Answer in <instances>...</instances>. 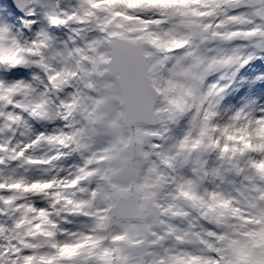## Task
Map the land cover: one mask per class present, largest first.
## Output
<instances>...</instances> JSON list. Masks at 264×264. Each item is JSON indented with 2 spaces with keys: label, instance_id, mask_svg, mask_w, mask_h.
I'll list each match as a JSON object with an SVG mask.
<instances>
[{
  "label": "bare ground",
  "instance_id": "obj_1",
  "mask_svg": "<svg viewBox=\"0 0 264 264\" xmlns=\"http://www.w3.org/2000/svg\"><path fill=\"white\" fill-rule=\"evenodd\" d=\"M46 1L48 2V0H45V2ZM118 1L123 2L126 6L130 7L131 9H139V6H143V2L140 0H118ZM194 1H196V0H194ZM169 2L173 3V0H169ZM204 4L208 5L210 3L205 2ZM211 8H212V10H217V11L224 10L218 2H213ZM46 9L47 10L49 9V6L47 4H46ZM86 11L87 10H85V12ZM209 12H210V10H207V9H203L199 13L197 12L198 13L197 22L199 21V24L201 26L204 23V19L206 17L210 16ZM175 13L177 14V12H175ZM176 23H178V20H176L173 23V25H176ZM120 24L122 25L121 28H126L127 25H129V24H125V23L122 24L120 22H116V26H119ZM156 25H157V23H156ZM135 26L137 27L138 24L136 23ZM180 27L183 28L185 26H180ZM176 28H178V27L176 26ZM176 28H170L168 30V34H164V32L162 34H156L157 41H160L158 43L161 46H163L162 44L165 41V38L170 37L172 35L178 36L179 35L178 32L175 31ZM255 31H259V30H256V28L254 27L253 32H255ZM261 32H264V31H261ZM111 33L112 34L108 35V42L113 40L115 37L125 38L126 40H130L132 42H134V41L141 42L143 44L142 52L144 53V55L146 57L154 56L155 59L157 58L156 57L157 56L156 51L152 50L146 43H144V40L138 39V37L140 36V30H138L137 33H135L134 30L129 31L128 32L130 34L129 36L122 34L120 32V30L116 29V28L111 30ZM182 34L184 36L180 39V43H184V44L186 43L188 46H190L191 43L188 42L187 35L183 32H182ZM0 39L7 40V37L0 36ZM7 49H8L7 45L0 44V50L7 51ZM165 49L166 48H164V50ZM232 49H233V53L234 52L238 53V51H239L238 47H233ZM195 50H197V49H195ZM189 52H192L191 48H190ZM222 53L226 56H229V55H231V50H222ZM192 57H194L195 63H199L200 56H198L197 53H193ZM107 59H108V53H105L102 56V60L99 64L100 70L103 69L104 72H106ZM233 61H234V59H232L231 56H229L227 58V62L229 64H231ZM217 62H219V61H217ZM67 64L68 65L73 64V60L69 56H67ZM180 66H181V64H179V62H178L176 64V67L180 69ZM202 72H203V70H201V69L198 70L197 68L185 70V72L183 73V76H185V79H182L179 77L176 79L178 87H179V90L176 91L177 101H178V99H180L182 97V94L184 95L183 100L185 102L187 101L188 103L194 102V101H196V103H197L198 98H202V96H200L199 92L197 91V82H198V80L202 79V75H201V74H203ZM147 73H148L147 76H148L149 84L151 85L152 88L155 85V88H153V89H154V92H157L158 88L156 86V75L153 72L152 66L148 67ZM105 76L108 77L106 73H105ZM83 78H84L85 82L89 81L84 76H83ZM111 80L112 79H110L108 82L114 88L113 81H111ZM7 84H9V83L0 81V99H4L5 97L9 96V89H8ZM113 90L114 91H112V89H111L110 94L117 97V93H116L115 89H113ZM169 97L171 98V95H169ZM166 98H167V95L165 92H163L161 97L155 103V106L153 108L154 114L158 117V119H161V122L163 124H165L164 118L171 117L173 112L178 113L181 110V109H179V107H180L179 105H176V106L173 105V106L169 107L167 101H165V102L163 101ZM170 98H168V99H170ZM210 98L211 97H208L207 99H210ZM116 104L117 103L115 102L114 113L112 114L111 118L108 120L109 124L114 122L116 115L118 118L121 116V111L117 109ZM77 107H79L80 109L82 108V106L80 104ZM249 107L244 105V107H242V110L245 109L244 111H247L248 116H250V118H251V123L249 125H247L245 123V120H243L241 118V116H238L236 118V125H232V124L230 125V127L228 128V131L226 132L227 138L222 142L223 145H220V150H222L223 148H225V150H227V148L231 146V149H232V152H230L231 156L236 155L237 152H235V148H237L241 144L245 143V139L240 136V133H239L240 129L241 130L247 129L248 131H251L254 141L257 142L259 140L260 132L258 130V126H259V124H263V123H262V120L250 110ZM97 114H100V110L98 113H96V115ZM94 115H95L94 113L89 115L90 116L89 119L91 122H94V119H93ZM96 120H99V118H96ZM204 120L206 121L205 123L202 122L203 120H193L192 125L195 128L194 131H199L202 129V127H204V126L207 127L209 125V121H208L209 115H208L207 119L204 118ZM143 126L144 125L137 123L133 126V129L138 134H142L143 132H145L146 134H149V135H152L153 133L155 134L159 131L158 124L147 126V128H146V126H144V127ZM247 130H246V132H247ZM29 131H30V129L27 126H22L21 132L19 134L20 138H18V136H17V140L10 146V148L11 149L15 148L18 144V141L21 142L23 140V137L25 136V134H27ZM263 132H264V128H263ZM219 134L223 135V133H221V131ZM203 135H205V136H203L201 141H203V150H206V148L209 146V142H210V145L213 142H211L210 138L207 136V131H206V134L204 133ZM121 137L124 139V142H125L126 136L121 135ZM190 145L191 146L194 145V142L192 140H190ZM259 151H260V153L258 155L257 162H258L259 166H262L264 164V148H261V146H260ZM122 157H124V156H121L120 148L117 147L116 150L113 152L112 157H109L108 159L109 160L110 159H119ZM173 160H175V158H172L171 156L168 157V162H170V161L174 162ZM168 162H166V164ZM131 165H133V163H131V164L127 163L128 167H130ZM108 168H109V171L111 172V174H110V176L106 174V181L109 182L110 186L112 187V191L109 192L107 195L106 204L108 207L113 205L114 201L116 200V198L119 195H126V194H130V193L133 194L135 196V198H137L136 200L140 205H142L143 203L148 204L149 201H151V200L154 201V199H157L158 197L160 198V196H161V195H158L160 188L156 184L159 183V181H160V184L162 185L163 181H167L168 179H170L169 176L167 177L166 173H163L160 170H157L156 168L152 167L151 168V171L153 173L152 175L147 176V175L143 174V175H141L142 177L139 181H135L132 184H130L129 182L131 179H128V177H130L131 173L128 172L127 177L124 179L123 182H121L117 179V176L121 175V171L119 170L117 163L115 165H112V163L108 164ZM215 170H216L215 165H213L212 171L214 172ZM177 172L178 171H175L174 175H170L171 178H173V180H174V189L177 190L180 193V197L187 202L189 209L184 207L183 205L177 203V205L175 207H172L170 204H168L166 210L169 212L176 211L177 213H180L181 215H183L185 218H189L190 215H192L191 212H193V215H194L195 210L202 209V206L205 205V203L207 202V199H203V198L199 199V194H200L199 191H201V188H198V186L195 184V181H192V179L188 176V174H186V173L183 174L181 172H179L177 174ZM244 174L247 175V172H244ZM8 175L12 176L16 180H22V179L25 180L28 176H32L30 174V171L24 170L22 172H19V171L13 170V169H11V171L8 172ZM34 177H36V176H34ZM157 177H158V180H157ZM252 184H253V186H258L254 181H252ZM174 192H175L174 190L170 191V193L167 196L170 198ZM242 196L245 197V200L243 201L244 203H240L237 200V198H235L233 196V194L231 192H229L228 189H223V188L217 186V184L215 183V181H213V178H212L211 188H210L208 199H210L211 202L213 203V205L211 206L213 213L214 212H217V213L221 212L223 214L222 210H220L219 202H220V200H223L222 198H224V200H231V202H228V204H226L225 209L229 213H230V210H232L233 215H234V218H232V216H230V219L226 215L219 216L217 222L222 224L221 231L223 230L224 224H226V222H233V221H235L236 223L233 224L232 227H238L239 231L247 230L248 228H253L251 225H248L249 220L246 222H243V221H245L247 218H250V217H256L257 215L260 216L262 224L264 226V206L258 205L257 211L247 212L246 202L250 201L249 192L244 191L242 193ZM79 202L81 204V207L85 206L84 201L80 200ZM212 210H210V212H212ZM147 211H148V213H147V215H146L147 217L145 219H143L144 215H142L141 218H139V220L140 219L142 220L140 223H138V219L114 220L113 221V222H115V227L113 228V233L119 235L123 241L130 243L129 248H124V245H122V243L118 244L116 242H113L114 254L116 257V261L113 262V264H155L153 261L152 255L158 254V251L157 250H156L157 252L154 251V248L148 246L147 243L150 241L151 235H153V234L155 235L159 231L157 230L156 226L151 222V220L148 217V215L152 213V210L151 209L149 210V208H148ZM96 220L98 222L101 221L100 219H97V218H96ZM167 225L169 227H173L174 228V229H172L173 231H175V229L178 232L180 231L173 224L167 223ZM140 227H143L144 230H146V234L143 237L141 236V233H140ZM79 236H81V233L73 232V234L69 238H67V240L70 242V245H71L70 250L67 249L62 254V258L59 259L60 264H92L90 262H84L81 259L80 253L83 249H85L83 246H75V247L73 246L76 242L80 241L78 239ZM180 239H181V241H185L186 239L191 240L185 234H180ZM247 239L250 240L251 245L253 244V246L251 247L253 249V251L251 253H248L247 249L242 247L243 238H242V240H241V238L233 239V241L231 242V244L229 246L228 252H224V254H223L228 258L226 261V264H264V231L260 232L257 236H250ZM84 240L86 243H89V242H91L92 238H86L85 237ZM132 243L134 244L133 246L131 245ZM21 245H23V244H21ZM98 246L101 247V244H98ZM21 247H23V246H21ZM172 247H173L172 242L169 241L167 246H166V250H164L163 253L158 254L159 256L164 258L165 264H170L169 262H171L170 252H171ZM33 254L38 255L39 253L33 252ZM189 254H190V256H194V250L190 246L188 248H186V251H184L181 254V264H193L191 261H189V262L186 261V258L188 257ZM95 255L101 256L100 250L95 252ZM65 257H71L72 259H71V261H66L64 259ZM105 257L107 258V255H105ZM51 259L53 260V257Z\"/></svg>",
  "mask_w": 264,
  "mask_h": 264
},
{
  "label": "rangeland",
  "instance_id": "obj_2",
  "mask_svg": "<svg viewBox=\"0 0 264 264\" xmlns=\"http://www.w3.org/2000/svg\"><path fill=\"white\" fill-rule=\"evenodd\" d=\"M152 1H155V0H152ZM95 2H98V0H96ZM100 2V1H99ZM164 4V3H163ZM145 5L146 6H148V3H145ZM162 8H164V5L163 6H161V9ZM165 34H167V31H165L164 32ZM153 34V33H152ZM153 36V35H152ZM171 37V36H170ZM170 37H167V38H165V41L163 42V46H164V48H168V46H170L171 44H173L175 41H176V39H174V38H170ZM155 38V37H154ZM157 38V37H156ZM155 38V39H156ZM157 40V39H156ZM160 42V41H159ZM157 44H158V41H157ZM161 46V45H160ZM174 68H175V66H174ZM180 74L178 73V71H176L175 69H172V72L168 75V79H167V83H166V85H165V87H164V90H165V93H166V95L169 97V95H171V98H170V101L172 102L171 103V105L173 104V102H174V105H180V107L181 108H184V107H186V105H187V103H185V101L183 100L184 99V95L182 94V97L180 98V99H178V101H177V95H176V91H178L179 90V87H178V84H177V81H176V79L178 78V76H179ZM181 95V94H180ZM176 101V102H175ZM184 101V102H183ZM178 102V103H177ZM228 124L229 123H225V124H223V126L225 127V126H228ZM190 130V129H189ZM189 130H186V133H189L190 131ZM241 131V130H240ZM133 131L131 130L130 131V133H132ZM134 136H136L135 134H133ZM131 158V157H130ZM123 160V159H122ZM121 168H122V170H127V168H125L124 167V164H122L121 163ZM127 172V171H126ZM126 176L124 175V176H119L118 177V179L119 180H121V181H123L124 180V178H125ZM207 204L209 205L210 204V202H208L207 201ZM211 205H213V203L211 202ZM249 206L250 205H253L252 204V201L248 204ZM220 210H222L223 209V207H222V203H220ZM210 210H211V206H209L208 207V210L206 211V213H208V214H211V212H210ZM220 213H215L214 215H213V221L214 220H216V218H217V216L219 215ZM34 219L35 220H37V223H35V224H33V226L32 227H30V230H27L26 229V231H22V237L23 238H27L29 235H31V233L32 234H34L35 235V237H38V238H40L39 240L41 241V244H42V242H44V239L45 238H43L42 237V234H39L38 233V231H37V227L41 224V220L39 219V217H34ZM258 222V221H257ZM258 233H256L257 235L260 233V232H262V231H264V226H263V228H262V226H261V228H259L258 230ZM230 233L231 234H233L234 235V237L235 236H238V235H240V233L237 231V230H231L230 231ZM167 234V233H166ZM243 236H245L246 238H248L250 235H246V233H244L243 234ZM254 236V235H253ZM195 237H196V235H195ZM238 237H240V236H238ZM67 238V237H66ZM66 238H64V239H62V242H61V244L59 245V247H58V254H54V252H52L51 250L49 251L50 253V255L52 256V255H54V257H55V260L56 261H51V256L50 255H47V254H45V253H42L41 255H39V256H36V260H35V262H33V263H35V264H58L57 263V260L58 259H60L61 257H62V253H63V251H65L67 248H68V242H67V240H65ZM158 238H160V236L159 235H157V237H156V242L158 241ZM105 239H107V237H105V238H103V240H105ZM110 239H113V240H118V242H120V243H122V245H124V247H126V248H129L130 247V243H127V242H125V241H122L121 239H118V237H114V235L112 236V238H110ZM152 240H154V242H155V237H153L152 238ZM47 242H49V243H51V244H53V241H47ZM151 241H149V243H150ZM105 243V242H104ZM25 244H27V242L25 243ZM39 244H40V242H39ZM40 244V245H41ZM78 245H82V244H78ZM104 245V244H103ZM132 246L134 245L133 243L131 244ZM225 246H224V249H228V243H226V244H224ZM25 246V245H24ZM28 246H30V245H28ZM31 246H36V244H31ZM245 247V248H248L249 246H250V243L248 242V241H242V247ZM25 247H27V246H25ZM95 245L94 246H90L89 248H88V251H94L95 250ZM100 251L102 252V254H104L103 256H95V258H92L91 256L89 257V258H92L93 259V261H97V262H99V264H112L114 261H115V256H114V254H113V252H114V250H113V247H112V242H109V239H108V241L105 243V245L100 249ZM105 254H107L108 256H107V258H105ZM180 254H181V252L178 250V251H175L174 252V255H176L177 257H180ZM31 257H32V255H30V257H28V259H31ZM189 257V256H188ZM65 260H67V261H70L71 260V258L70 257H65ZM156 261L159 263V264H161L162 262H163V259H156ZM189 261H192L194 264H214V261H213V259L211 258V257H207V258H203V256L202 255H200V254H196L195 253V255L194 256H191V257H189ZM23 264H27V261H26V259L25 258H23Z\"/></svg>",
  "mask_w": 264,
  "mask_h": 264
},
{
  "label": "water",
  "instance_id": "obj_3",
  "mask_svg": "<svg viewBox=\"0 0 264 264\" xmlns=\"http://www.w3.org/2000/svg\"><path fill=\"white\" fill-rule=\"evenodd\" d=\"M138 46L115 44L111 60V71L123 94L124 106L133 92H142L146 87L144 58L138 52Z\"/></svg>",
  "mask_w": 264,
  "mask_h": 264
}]
</instances>
